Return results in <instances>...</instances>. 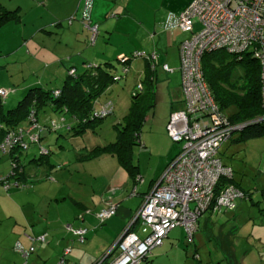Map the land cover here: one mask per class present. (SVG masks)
<instances>
[{"label": "crops", "instance_id": "obj_1", "mask_svg": "<svg viewBox=\"0 0 264 264\" xmlns=\"http://www.w3.org/2000/svg\"><path fill=\"white\" fill-rule=\"evenodd\" d=\"M192 2L94 0L91 21L97 25L98 34L90 44V34L80 21L79 0H0L4 9L18 16L0 28V73H6L0 75V89H16L15 95L6 98L11 108L21 100L24 90H60L71 70L74 76H80L86 72V65H93L115 76L120 72L117 64L120 56L135 52L158 54L153 107L145 115L140 144L132 147L134 176L142 181L136 182L137 176H131L109 149L116 141L114 127L117 123L111 125L110 130L115 134L110 137L108 133L103 135L110 131L102 122L80 135L63 130L56 135L44 134L41 144L49 150V155L37 161V148H33V153L22 157L28 163L23 182L31 187L20 193L17 187L5 191L0 186V208L5 219L11 222L9 237L23 248H34V252L24 259L15 247L7 252L0 243V264H22L23 261L60 264L65 249H70L65 264H110L112 256H107L108 252L180 152V146L171 141L165 126L172 112L183 109V97L180 88H171L166 81L167 75L176 74L175 79L181 86L179 46L189 34L169 30L166 18L169 14L181 13ZM71 17L74 20L68 23ZM199 28L195 22L194 31ZM161 65H167L172 73L163 72ZM26 67L35 68L29 72V77H16L12 71ZM144 71L143 61L131 63L128 75L135 79L134 84L129 83L130 97L143 80ZM111 88L106 89L100 101L107 100L102 98H106ZM104 137L112 139L106 141ZM2 157L8 156L0 157V176H6L10 159ZM76 175L81 179L75 180ZM133 188L135 194L131 195ZM112 206L116 208L115 215L100 223L97 215ZM214 214L210 211V218L204 220L205 229ZM68 227L85 229V241L79 243ZM130 230L141 239L149 232L138 222ZM179 230L184 233L183 229ZM170 232L162 245L150 253L146 263H161V259L168 264H179L181 259L188 263L181 243H174L168 237ZM42 236L44 242H38Z\"/></svg>", "mask_w": 264, "mask_h": 264}, {"label": "built area", "instance_id": "obj_2", "mask_svg": "<svg viewBox=\"0 0 264 264\" xmlns=\"http://www.w3.org/2000/svg\"><path fill=\"white\" fill-rule=\"evenodd\" d=\"M79 3L80 21L90 34V44H93L98 34L97 25L91 21L94 0H79ZM72 20L74 17L68 23ZM195 22L200 25L197 31L193 29ZM166 26L169 30L189 34V38L179 46L184 107L169 115L165 127L171 141L180 144V152L145 196L133 220L108 252L107 256H111L113 251L116 253L110 264H142L154 249L162 245L168 233L178 227L184 230L188 243H192L198 230V220L205 212L219 214L231 211L238 200H248L247 195L231 183L215 195L214 190L221 179L233 180L232 170L222 164L218 151L234 132H242L252 125H264V115L248 122L231 124L227 115L219 110L204 79L201 59L206 53L220 50L239 59L243 53H249L259 65L260 97L264 108V0H193L181 13L169 14ZM138 58L153 62L152 68L157 65L156 53L135 52L131 56H120L118 61L122 65V74L115 80H123L127 73L125 66ZM91 67L96 66H88ZM161 68L164 72H172L167 65ZM70 75L73 76L74 71L71 70ZM9 93L0 89V98L5 100ZM53 94L58 97L60 92ZM94 104L97 107L92 111L90 120H103L112 113L110 102ZM58 121L66 124L63 117ZM57 126L56 120L50 121L51 130H56ZM2 128L0 125V130ZM41 132L37 117L31 112L25 128L9 131L0 139V152L25 151L30 145L39 143ZM39 150L40 155L48 154L42 147ZM13 175L12 172L8 176H0V184L5 190L10 188L8 180ZM141 181L137 176L136 182ZM12 185L17 186L16 183ZM134 194L135 188L131 192V195ZM115 211V206H112L101 211L97 219L102 223L114 216ZM136 222L149 230L142 239L130 230ZM68 230L79 243L85 241V229L68 227ZM44 240V236L37 239L38 242ZM15 251L27 259L34 248L25 249L17 243ZM69 253L70 249L63 251L60 264H65Z\"/></svg>", "mask_w": 264, "mask_h": 264}, {"label": "trees", "instance_id": "obj_3", "mask_svg": "<svg viewBox=\"0 0 264 264\" xmlns=\"http://www.w3.org/2000/svg\"><path fill=\"white\" fill-rule=\"evenodd\" d=\"M17 17L16 12L7 11L0 5V28ZM225 58H230V62L225 63ZM136 60H141L145 63V75L143 80L134 88L135 91L130 99L128 111L122 118V122H118L115 125L114 128L117 132L116 141L109 146L111 153L117 157L118 163L127 169L131 176H134L133 171L136 169L132 165V147L136 145V143L140 144V133L145 115L153 107L152 101L155 87L154 70L157 67V65H155L154 68H152V64L154 63L146 58H138ZM132 62L131 60L125 66L127 73L130 70ZM88 66L89 65L85 66L86 72L80 76H71L70 71L68 72V81H66L60 90H57L60 92L58 97L54 96L53 93L55 91L33 88L28 90L26 95L11 109H6L4 107V100L0 98V125L3 126L0 130V139L9 131L25 128L31 112H34L38 124L42 128L38 144L30 145L25 151L14 149L5 154L0 152L1 155H6L10 159V168L7 176L12 172L14 173L8 180L11 183L10 188L25 186L23 178L27 165L22 161V156L26 155L31 147H42L48 151L47 155L39 154L37 161L49 155V150L41 144L44 134L57 133L63 130L69 134L80 135L87 130L94 129L98 123L102 122V120H90L92 111L97 107L94 102L99 104L110 102L113 113V103L110 100L100 101L99 99L106 89L120 82L116 81L115 77L122 74V67L118 75L111 76L102 70L100 66L91 68H88ZM236 66L241 67L244 73L243 83L238 87L240 92L236 91V87L225 85L228 81L231 68ZM201 69L219 110L224 112V110L231 107L235 108V113L231 116H227L231 124L248 122L264 115V108L262 107L260 97L259 65L249 53H243L240 59L222 50L206 53L201 59ZM46 108L61 113V117L65 118L66 124L57 121L58 126L56 130H51L50 121L54 119L47 120V118H44V121L40 123L38 119L39 113ZM112 113L110 115H112ZM65 115L68 118L65 117ZM249 128H251L250 136L257 137L264 135V125L262 124L252 125L246 129ZM136 176H134V178H136ZM14 183H16L17 186L12 185ZM227 183L235 185L238 189L243 191L247 195L248 200H250L248 193L234 183L233 180L228 181L226 179H221L214 190L215 195H218ZM1 185L3 186V184H0V186ZM192 257L196 258V255Z\"/></svg>", "mask_w": 264, "mask_h": 264}, {"label": "rangeland", "instance_id": "obj_4", "mask_svg": "<svg viewBox=\"0 0 264 264\" xmlns=\"http://www.w3.org/2000/svg\"><path fill=\"white\" fill-rule=\"evenodd\" d=\"M230 60V58H225L224 61L225 63H229ZM117 64L120 66L121 71L122 65L118 61V58ZM33 69L26 67L22 70L16 69L12 71L16 77H27L30 74L29 72ZM3 74L6 73H0L1 76H3ZM126 76L127 77H124L125 80H121V82H117L112 86L106 98H102L103 100H110L114 105L113 114L102 120L103 127L105 126L109 129L108 131H110L103 132V135H107V133L109 137L114 135L115 133L112 129L110 130L111 125L113 123H120L122 117L127 112L131 98L129 93L132 92V90H128V88L131 83L134 84L135 78H132L128 73H126ZM157 76L160 77V75ZM175 76L176 74H174V76L172 74L167 75L166 84L170 83L169 86L171 88L181 89ZM243 76L244 73L241 67H233L231 68L228 81L225 85L236 87V91L240 92L238 87L243 83ZM2 89L9 91V95L11 96L16 93L15 88ZM28 90L29 89L24 90L21 93L20 99L26 95ZM134 91L135 89L133 93ZM4 105L6 109H10L11 107L9 105L12 104L8 103V100L5 99ZM223 113L227 116H231L235 113V108L231 107L226 109ZM44 116H46L45 118H47V120L54 119L58 121L61 117V113L46 108L39 113L38 119L40 123L44 121ZM65 117L67 116L65 115ZM146 128L147 126L145 125V129ZM250 130L251 128L243 132H234L232 138L223 144L218 151V157L222 164L232 170L234 183L248 193L250 200H238L233 210L214 214L206 229L203 227V223L207 217L210 218V211L205 212L198 220L199 227L193 236L192 243H188L184 233L179 230L182 228L178 227L179 229L175 228L171 231L168 237L173 239L175 241L174 243H181V249L187 254L186 256L189 260L186 264H264V135L257 137L250 136ZM55 135H53V137ZM104 139L108 141L112 138L109 139L108 137H104ZM178 145L180 146V144ZM33 148L37 147H31L28 152L33 153ZM37 153L38 155L40 154L39 148H37ZM68 157L71 158L70 155ZM22 161H25V157L22 158ZM25 163L28 165L26 161ZM74 179H81V177L76 175ZM1 187L3 188L2 185ZM29 187H31L30 184L17 187L18 192L22 193ZM1 194L2 193H0V195ZM1 199H4L3 195ZM16 202L20 203L18 200ZM4 215L3 210L0 208V243L3 250L5 249L7 252H10L13 250L16 243L12 242L9 237L8 228L11 222L5 219ZM192 255H196L198 260L193 258ZM172 258L174 261L176 259L175 255L172 256ZM159 261H161V263L154 261L146 263L144 261L142 264H168L165 260L161 259ZM180 261L179 264H185V262L183 263V259ZM24 263L26 264L25 261L22 262V264Z\"/></svg>", "mask_w": 264, "mask_h": 264}, {"label": "bare ground", "instance_id": "obj_5", "mask_svg": "<svg viewBox=\"0 0 264 264\" xmlns=\"http://www.w3.org/2000/svg\"><path fill=\"white\" fill-rule=\"evenodd\" d=\"M115 254H116V253H115V251H113V253H112V255H111V256L113 257Z\"/></svg>", "mask_w": 264, "mask_h": 264}]
</instances>
